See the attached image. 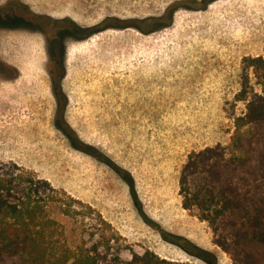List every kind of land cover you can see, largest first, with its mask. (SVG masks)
Masks as SVG:
<instances>
[{
	"label": "rangeland",
	"instance_id": "rangeland-1",
	"mask_svg": "<svg viewBox=\"0 0 264 264\" xmlns=\"http://www.w3.org/2000/svg\"><path fill=\"white\" fill-rule=\"evenodd\" d=\"M68 1L0 0L42 17L46 34L64 20L87 33L65 43L56 100L43 37L0 31V57L18 74L0 78V161L71 197L66 227L90 244L103 235L104 264L146 250L172 264H237L216 244L221 231L182 206L179 178L190 154L227 146L244 112L237 95L245 75L255 86L246 59L264 52V0H74L79 22L48 11Z\"/></svg>",
	"mask_w": 264,
	"mask_h": 264
},
{
	"label": "trees",
	"instance_id": "trees-1",
	"mask_svg": "<svg viewBox=\"0 0 264 264\" xmlns=\"http://www.w3.org/2000/svg\"><path fill=\"white\" fill-rule=\"evenodd\" d=\"M191 4L193 1L170 4L162 15L147 21L150 30L169 25L179 7L191 9ZM5 20L0 16V28L8 27ZM101 24L90 33L101 30ZM68 28L70 32L82 30L74 23ZM246 60L255 86H248L245 75L237 95L245 104L244 112L233 117L227 146L190 154L179 184L182 206H195L201 221L207 220L214 231H221L216 244L235 263L264 264V52ZM59 90L58 81L53 86L56 100ZM203 174L205 184L191 186L190 177ZM63 195L23 167L0 161V264H104L99 249L104 236L90 244L89 235L70 233L66 219L73 212L72 199ZM195 254L204 258L206 253L198 250ZM127 264L172 263L146 250L142 255L133 254Z\"/></svg>",
	"mask_w": 264,
	"mask_h": 264
},
{
	"label": "flooded vegetation",
	"instance_id": "flooded-vegetation-1",
	"mask_svg": "<svg viewBox=\"0 0 264 264\" xmlns=\"http://www.w3.org/2000/svg\"><path fill=\"white\" fill-rule=\"evenodd\" d=\"M14 11L15 9L9 8V5L4 9H0V16L6 17L5 22L8 26L6 28H0V31L24 32L29 35H39L43 37L45 42V49H47L49 58L46 69L48 72L50 83L53 87L56 84V82L53 81V78L55 76L58 77L59 74L61 75L60 65L65 43L68 40L75 39V37H77L76 33L78 31L74 30V32H70L68 30L70 22L64 20L60 22H53V26L51 27L49 34H46V32H44L41 25L39 24L41 22L40 19H42V17L32 16V18L27 19ZM79 32L85 31L82 29ZM51 61H53L52 64H50ZM17 75L18 74L16 69L11 65H8L0 57V78L4 80L15 79Z\"/></svg>",
	"mask_w": 264,
	"mask_h": 264
},
{
	"label": "crops",
	"instance_id": "crops-1",
	"mask_svg": "<svg viewBox=\"0 0 264 264\" xmlns=\"http://www.w3.org/2000/svg\"><path fill=\"white\" fill-rule=\"evenodd\" d=\"M74 0L68 1V6L64 10H53L51 8L48 9V11L51 13L53 12L55 16H58L60 18H68L74 22H79V18L74 10ZM47 6V5H46ZM48 11H46L47 14H50Z\"/></svg>",
	"mask_w": 264,
	"mask_h": 264
}]
</instances>
